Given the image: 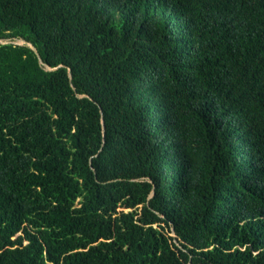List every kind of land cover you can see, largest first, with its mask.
I'll use <instances>...</instances> for the list:
<instances>
[{
    "label": "trees",
    "instance_id": "16d2710c",
    "mask_svg": "<svg viewBox=\"0 0 264 264\" xmlns=\"http://www.w3.org/2000/svg\"><path fill=\"white\" fill-rule=\"evenodd\" d=\"M0 264H264V0H0Z\"/></svg>",
    "mask_w": 264,
    "mask_h": 264
},
{
    "label": "water",
    "instance_id": "95a60500",
    "mask_svg": "<svg viewBox=\"0 0 264 264\" xmlns=\"http://www.w3.org/2000/svg\"><path fill=\"white\" fill-rule=\"evenodd\" d=\"M17 41H19L20 44H25V41L22 40V39H18ZM29 46H31V45H29ZM31 48L35 52V54L38 56V53H37L36 49L34 47H32V46H31ZM47 69L49 70V68H47ZM150 196H151V194H150Z\"/></svg>",
    "mask_w": 264,
    "mask_h": 264
},
{
    "label": "rangeland",
    "instance_id": "374dc122",
    "mask_svg": "<svg viewBox=\"0 0 264 264\" xmlns=\"http://www.w3.org/2000/svg\"><path fill=\"white\" fill-rule=\"evenodd\" d=\"M16 43H17V44H20V42H19V41H16Z\"/></svg>",
    "mask_w": 264,
    "mask_h": 264
}]
</instances>
